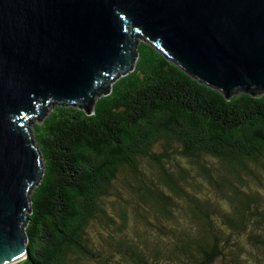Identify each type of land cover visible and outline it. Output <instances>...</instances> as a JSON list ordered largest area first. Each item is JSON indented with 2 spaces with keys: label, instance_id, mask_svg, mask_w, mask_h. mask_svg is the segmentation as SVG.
Returning a JSON list of instances; mask_svg holds the SVG:
<instances>
[{
  "label": "trees",
  "instance_id": "obj_1",
  "mask_svg": "<svg viewBox=\"0 0 264 264\" xmlns=\"http://www.w3.org/2000/svg\"><path fill=\"white\" fill-rule=\"evenodd\" d=\"M136 42L88 112L33 123L43 170L13 264H264V92L226 96Z\"/></svg>",
  "mask_w": 264,
  "mask_h": 264
},
{
  "label": "water",
  "instance_id": "obj_2",
  "mask_svg": "<svg viewBox=\"0 0 264 264\" xmlns=\"http://www.w3.org/2000/svg\"><path fill=\"white\" fill-rule=\"evenodd\" d=\"M137 34L226 96L264 92V0H0V264L26 257L43 170L27 118L48 102L88 112L132 68Z\"/></svg>",
  "mask_w": 264,
  "mask_h": 264
},
{
  "label": "rangeland",
  "instance_id": "obj_3",
  "mask_svg": "<svg viewBox=\"0 0 264 264\" xmlns=\"http://www.w3.org/2000/svg\"><path fill=\"white\" fill-rule=\"evenodd\" d=\"M138 40V39H137ZM137 43V42H136ZM136 45V44H135ZM135 61H136V58H134V60H133V63H132V66L131 67H133L134 66V64H135ZM173 61V60H172ZM121 74V73H120ZM119 74V75H120ZM118 75V76H119ZM117 76V77H118ZM116 77V78H117ZM116 78H114L111 82H113ZM111 82L109 83V87H110V84H111ZM240 92H242V91H240ZM236 93H238V92H235L233 95H235ZM232 95V96H233ZM260 95V94H259ZM55 104H59V105H62V104H64V103H55V102H48V103H45L44 105H41V106H39V107H42V109H43V112L41 113V114H39L38 116H34V117H32V118H29V120H28V122H27V126H28V130H29V132H30V135H31V137H32V141L34 140V134H33V123H35L36 121L37 122H41L42 121V119L50 112V110H51V108L55 105ZM66 105H72V104H66ZM76 106V105H75ZM79 107V106H78ZM35 141V140H34ZM146 170H149V169H146ZM260 191L262 192V194H264V177L262 178V184H260ZM123 194H129V192L125 189V188H123ZM108 206H111V203H109L108 202Z\"/></svg>",
  "mask_w": 264,
  "mask_h": 264
},
{
  "label": "flooded vegetation",
  "instance_id": "obj_4",
  "mask_svg": "<svg viewBox=\"0 0 264 264\" xmlns=\"http://www.w3.org/2000/svg\"><path fill=\"white\" fill-rule=\"evenodd\" d=\"M33 116H29V118H32ZM29 118H27L29 120Z\"/></svg>",
  "mask_w": 264,
  "mask_h": 264
}]
</instances>
